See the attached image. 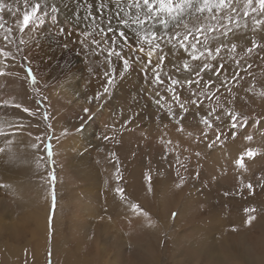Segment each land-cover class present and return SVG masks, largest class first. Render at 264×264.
<instances>
[{"label": "rangeland", "instance_id": "obj_1", "mask_svg": "<svg viewBox=\"0 0 264 264\" xmlns=\"http://www.w3.org/2000/svg\"><path fill=\"white\" fill-rule=\"evenodd\" d=\"M147 1L112 0L100 3L97 13L119 7L138 18L133 8ZM9 9H0V156L9 153L0 158V264L9 259L10 264H61L52 258L56 241L65 246L70 264H264V3L227 0L212 18L219 25L201 22L154 46H130L127 56L126 49L99 44L120 38L115 26L121 24L112 16L99 23L93 11L83 21L90 31L82 33L81 42L93 78L80 88L84 108L74 112L68 109L72 102L55 99L60 84L44 80L43 67L35 68L37 53L29 50L38 35L48 42L52 35L64 39L68 26L52 29L59 24L58 6L36 4L7 20ZM251 10L262 13L260 18L249 16ZM160 20L165 23L166 17ZM238 28L247 31L245 42L231 39ZM222 35L224 42H214ZM56 41L54 52L72 50L70 42ZM181 44L191 53L178 52ZM145 52L154 55L148 68L139 67L143 57L135 56ZM89 122L94 142L85 146L90 134H79ZM70 138L82 139L80 153L74 148L65 154L62 143ZM27 145L38 149L37 157L25 155ZM250 152L256 154L249 157ZM83 154L85 162L91 158L86 176L75 162ZM53 172L55 182L49 178ZM128 201L142 213L127 210ZM44 209L47 232L37 229L34 216L30 220ZM138 214L145 221L127 231L125 252L116 258L115 239L106 243L99 226L124 220L131 227ZM210 248L219 259L210 257Z\"/></svg>", "mask_w": 264, "mask_h": 264}, {"label": "bare ground", "instance_id": "obj_2", "mask_svg": "<svg viewBox=\"0 0 264 264\" xmlns=\"http://www.w3.org/2000/svg\"><path fill=\"white\" fill-rule=\"evenodd\" d=\"M100 3L104 4V5H110V4H112V0H0V9H6L7 6L12 8L11 11L9 9L4 15L5 19H7V20H9L11 18L12 13H17V12L24 10V9H30L31 7H32V9L30 11H32L36 4L42 5V7H44V8L48 7L50 5H52L54 7L58 6V8H59V24H58V26H53L52 29L54 30V29H58V27H61V26H68V27H65V31H64V35H63V36H65L64 39L61 36V34H59L57 37H54V35H52L51 40L48 42V40H43L38 35V43L31 45V47H29V50L34 49L36 51L37 54L35 57L38 60H35V63H36L35 68L37 70L38 69L40 70V67H43L42 71H45L47 74V75H45V74L43 75L44 80H46L48 83L54 82V83L60 84L58 92H55V99L57 101L61 100L62 103L64 102V104L72 102L71 107L68 108L69 112L70 111H73V112L79 111V109L81 110V108L82 109L84 108L85 103H86V100H84L85 94L82 95V93L80 92V88L82 85L86 84L85 81L92 82L93 77L90 76V73H88L86 70L87 63L85 61L86 58L83 55V52H82L83 48L81 45V42H83L85 40V37L82 33L83 32L85 33V31L89 32L90 29L88 27L82 25V24H83L84 19L89 14H91L93 11L95 12V14H98L97 11L100 9V5H101ZM86 4L93 5L94 10L88 11L86 6H85ZM226 5H227V0H149L146 3H144V5L141 3V4H139L133 8V10L140 12V17H138V18H135L132 15V13L128 12L127 10H120L119 7H112L110 9L106 10L104 12V14H102L101 12L98 14V22L103 23L104 19L110 20V17L112 16L115 21L118 20V22L121 24V26L120 25L115 26L116 31H122L121 37L120 38H113V39H111V38L101 39V42H99V44L103 47H110L111 49L116 48V49H126V50L129 49L128 47H130V46L132 48H139V47L142 48V47H145V45H153L154 46L155 43L158 42L159 40L162 42L164 39L171 40L173 36H175L177 34L181 35L182 32H184L186 29H189L190 27H192L194 25H199L201 22L211 24L212 26L215 22L217 25H219L218 21H216L215 19H212V18L216 15L217 12L221 11L224 8V6H226ZM261 14L262 13H259V12L256 13L254 10H251L249 16L260 18ZM162 15H164L166 17L165 23L161 22V20H160ZM219 17H221V16H219ZM261 18L263 19L264 15H262ZM137 21H141L142 23L139 26H135V22H137ZM212 26H210V27H212ZM190 29H192V28H190ZM262 31L264 32V28ZM246 32H247L246 30L244 31L243 29L238 28L237 30H235L234 35H230V37H232L231 39L235 42H239V41L245 42L247 40V39H245ZM199 33H200V31H199ZM236 33H238V34H236ZM68 34H69V37H68ZM56 39L58 40V43L59 42H70L72 45V50L71 51H61L60 53L54 52V47L56 46V42H57ZM30 40H31V42H33V35L30 36ZM216 40H218V41H216ZM216 40L214 42L222 43L225 41V36L222 35V36L216 38ZM35 47H37L38 49L36 50ZM27 50L28 49H25L26 52H27ZM126 50H124L125 51L124 55L127 56L130 54V49H129V51H126ZM75 52H76V56L71 55ZM178 52H180V53L183 52V54L184 53L190 54L191 49L188 46L181 44V46L178 49ZM135 56H137L139 58L143 57V63L138 62L137 65L139 67H144V68H148L147 61L150 60L151 58L153 60V58H154V55H151L147 52H145V54H142V56H140L139 53H136ZM227 58H228V56H227ZM44 59H47L46 64L43 63ZM171 61H172V59H171ZM123 67H125V66H123ZM179 67H181V66H179ZM181 74H182L183 78H185L187 76V73L184 70L181 71ZM45 76H47V77H45ZM130 77H131V75H130ZM79 84H80V87L78 86ZM78 87H79V89H78ZM56 89L57 88H55V90ZM62 98L64 101L62 100ZM117 100H118V98H117ZM66 101H69V102H66ZM155 103H157V102H155ZM95 108H96V106H95ZM95 108L93 111H95ZM91 113H94V112H91ZM95 116H96V114H95ZM98 116H100V115H97L96 117H98ZM95 123H97V122H95ZM89 127H91L90 122L88 125H86L84 132L79 134L82 137L84 134H90V135H87L88 140L86 141L85 146L91 145L94 142V141H92V133L90 132L91 129H88ZM92 127H94V125ZM82 143H83L82 139H77V138L71 139L70 138V139L63 141L62 149H63V151H65L66 155L68 154L69 151H71L74 148L77 149L76 151H74V153H76V152L80 153V151H82V146H81ZM95 143H96V141H95ZM80 148H81V150H80ZM84 148L86 149V147H84ZM34 150L38 151L37 148L33 149L32 146L27 145L25 147L26 154H25V151H24V154L25 155L31 154L33 156H36V155H34V153H35ZM2 151L4 152V149ZM6 151L7 150H5V153H6ZM222 152H225V149H223ZM21 155H23V152ZM89 155L91 156V158L94 159L95 154L93 155V153H92ZM221 155H223V154H221V152H220V156ZM74 156H76V155H74ZM77 156H80V155L77 154ZM77 156H76V158H78V159H76L75 162H79V163H77L76 166L80 167L79 171L81 173H85V176H86L87 172H89V171L85 172V170L90 168L91 163L89 160L91 158L89 156V159H87L88 161L85 162L87 155L83 154V156H81V157H77ZM0 158L8 159L9 153L1 155ZM79 158L82 160L81 162H80ZM71 159L73 160L72 157H71ZM27 160L28 159H26V161ZM92 172H93V169H92ZM0 174H2V172ZM3 176H4V174H3ZM86 178H88V176ZM98 178H100V177H98ZM101 178H103V177H101ZM94 180H96V179H94ZM101 182H102V180L99 183H101ZM94 184H95V182L93 183V186H95L97 184V182L95 185ZM90 187H92V186H90ZM84 188H85V191H88V189H87L88 185ZM89 190H91V189L89 188ZM92 190H94V189H92ZM138 190H139V188H138ZM138 190H137V192L139 193ZM130 195L133 198L135 197L134 193H132V194L130 193ZM112 200H114V199H112ZM89 209H90V207H89ZM134 209H136V210H134ZM127 210H129L131 212H140L141 211V210H139V208H135L132 204H130L129 201L127 202ZM90 211H91V209H90ZM48 213L49 212L46 209H44L43 212L40 211L39 214L31 213V214H35V215H32L30 220L32 222V217L34 216L33 223L35 224L37 229L40 228V229L47 232L46 229H47ZM140 213H142V212H140ZM84 218H83V220H81L82 228L86 224L85 223L86 217L84 216ZM54 220H55V225H56V222L58 221V217H56ZM141 220L145 221V215L138 214L136 217H134L133 218V221H134L133 226H131V227H127V222H125L124 220L119 221L117 225L112 223L113 221H109V223H107L106 225H104V226L100 225L99 226L101 228L100 230H103L102 231L103 236L107 238L106 243H109L108 241L111 239H115V245H116V249H117V252L115 254L116 258L118 257L119 254L121 255V250L122 251L125 250L124 246H125L126 242L124 243L123 240L126 236L127 231H131V233H132L136 229L141 227V226H139ZM68 222H70V220H68ZM89 223L91 224V222H89ZM69 225H70V223H69ZM56 227H57V225H56ZM56 227H55V229H56ZM53 234H56V231L53 232ZM106 234H107V236H106ZM205 237L203 236V239ZM52 239H54V238H52ZM201 243H204V242H201ZM46 244H45V247H46ZM62 244L57 242V241L52 243V245H51L52 258L56 259L57 257H59L58 259L60 260L61 264H70V262L68 260V256H69L68 251L65 250V246H62ZM245 245H246V243H245ZM245 245H243V246H245ZM204 247H206V246H204ZM210 249H212V248H210ZM101 250L104 251L103 248H101ZM213 251L214 250L212 249V253H210V257L211 258L213 257L215 259H219V255L218 256L214 255ZM238 251H239V249H238ZM207 253L208 252H206V256H207ZM57 255H59V256H57ZM250 256L251 255H249V257ZM11 257H13V256H11ZM113 257H114V253L112 252V254L109 255V258L113 259ZM210 257H208V258H210ZM244 257H245V255H244ZM243 260H244V258H243ZM11 261L12 260L9 259V264ZM112 261L113 260L107 261V264H111ZM80 263L86 264L83 262H80ZM115 264H117V263L115 262Z\"/></svg>", "mask_w": 264, "mask_h": 264}, {"label": "snow or ice", "instance_id": "obj_3", "mask_svg": "<svg viewBox=\"0 0 264 264\" xmlns=\"http://www.w3.org/2000/svg\"><path fill=\"white\" fill-rule=\"evenodd\" d=\"M261 3H264V0H261ZM25 20H26V22L28 23V24H30L31 23V20H32V16L30 15V14H25ZM29 72H31V70L29 69L28 70ZM32 76L34 77V75L32 74ZM33 84L35 85L36 84V81L35 80H33ZM4 107H8L9 105H3ZM16 107H20V105H15ZM24 111L25 112H28L29 111V109H27V108H25L24 109ZM86 112H88V109H86L85 110ZM233 124L234 125H236V122L235 121H233ZM233 129H235V126L233 127ZM0 134H3V133H0ZM105 139H108V137H105ZM50 146V145H49ZM256 154V153H255ZM254 153H249V157H251L252 155H255ZM243 161H244V157H241L240 158V161H239V163L241 164V165H243L244 163H243ZM53 182H55V179H56V177H55V174H54V172L52 173V175L49 177ZM119 178V177H118ZM148 179H150V177H148ZM184 182H185V178H180V182L176 185V187L177 188H180V187H182L183 186V184H184ZM247 187L249 188V189H251L252 188V185L251 184H248L247 185ZM116 191L117 192H120V193H123V189H120V188H117L116 189ZM52 198H53V206H55V199H56V197H55V192L53 191V194H52ZM134 210H136V209H134ZM254 211V210H253ZM173 215H175V214H173ZM251 219H254V217H250V219H249V222L251 221Z\"/></svg>", "mask_w": 264, "mask_h": 264}, {"label": "crops", "instance_id": "obj_4", "mask_svg": "<svg viewBox=\"0 0 264 264\" xmlns=\"http://www.w3.org/2000/svg\"><path fill=\"white\" fill-rule=\"evenodd\" d=\"M142 232H143V231H142ZM142 232H140V234H141ZM131 238H134V237H131ZM142 262H143L142 264H145V263H144V260H143Z\"/></svg>", "mask_w": 264, "mask_h": 264}]
</instances>
